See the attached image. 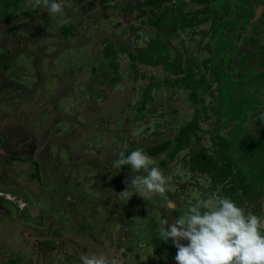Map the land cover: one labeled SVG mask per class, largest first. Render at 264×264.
<instances>
[{"label":"rangeland","instance_id":"obj_1","mask_svg":"<svg viewBox=\"0 0 264 264\" xmlns=\"http://www.w3.org/2000/svg\"><path fill=\"white\" fill-rule=\"evenodd\" d=\"M141 2L66 0L60 14L32 0L0 5V264H83L85 254L120 256L123 264H176L177 249L160 238L158 216L171 224L187 211L194 192L207 197L229 186L234 176L213 185L211 174L198 168L217 157L223 133L245 170H264V2L254 19L234 35L227 30L220 44L233 50L227 72L237 96L251 100L246 116L227 123L219 122L218 84L207 69L218 48L208 32L211 22L177 26L173 34L165 27L160 38L149 22L150 6L142 5L145 14L136 6ZM178 4L196 17L211 5L164 3L169 9ZM63 26H70L68 36ZM152 40L168 46L167 60L192 65L195 79L205 74L197 83V105L181 73L131 56ZM107 45L115 56L106 55ZM195 106L197 125L178 137ZM5 128L13 135L8 147ZM135 129L143 131L134 136ZM83 145L82 156L96 157L97 165L81 162L85 171L79 172L75 151ZM154 146L163 149L147 155L171 177L166 194L131 197L130 178L141 173L113 161L121 152ZM256 189L258 198L243 196L241 207L264 217V196ZM125 190L128 196L120 194Z\"/></svg>","mask_w":264,"mask_h":264},{"label":"trees","instance_id":"obj_2","mask_svg":"<svg viewBox=\"0 0 264 264\" xmlns=\"http://www.w3.org/2000/svg\"><path fill=\"white\" fill-rule=\"evenodd\" d=\"M20 0H0V5L4 8H9L12 6H17ZM136 6L141 9V13H146L148 10L142 5L148 4L150 6V13L152 17L150 23L157 28V34L160 38L161 30L165 27L169 28V33L176 30L177 26L183 27L185 24H195L199 22H204L208 19L211 20V24L208 32H210V38L215 40L218 48H213L214 52L211 56L210 64L207 65V69L214 76V81L218 84V105H217V115L219 122L227 123L230 120L242 119L246 116V109H244L247 104H250L251 100L248 99V95L237 96L235 92L236 84L231 82V75L227 72V65L233 63V50L231 52H226L225 45H220L222 38L226 34L227 30L233 35L237 32L238 27L241 25L245 27L256 14L258 9V4L263 3L264 0H209L210 6L209 11L206 14H202L196 17L192 12L184 13L180 9V4L176 6L175 9H169L167 5H164L168 0H141ZM133 6H129V10H132ZM62 32L64 36H68L71 32L70 26H63ZM64 38V37H63ZM65 39V38H64ZM224 41H227L223 39ZM153 43L147 47L138 50L137 54L130 53L134 59L139 58V60L144 64L156 65L161 62H165V67L168 70H173L176 73H181L182 78L180 81L188 87L190 91V99L194 104H198L197 101V83L204 78L205 74L198 79L194 77L195 73L191 72L190 67H183L181 62H177L175 59L167 60V50L169 49L165 43L157 46L156 42L152 40ZM159 44V43H158ZM214 44V45H215ZM157 46V47H156ZM106 55L115 56L116 51L111 48V46H106ZM114 70L118 67L115 61L111 62ZM188 68V69H187ZM117 74V70H115ZM173 72V73H174ZM115 80L119 77L115 75ZM168 82H171L167 80ZM149 91V90H148ZM145 104V103H144ZM144 107V106H143ZM194 117L191 121L180 126L179 135L183 137L187 135L189 130H192L197 125V115L199 113L198 106H195ZM224 139L219 143V150L217 157H209V162L205 161V164H199L198 168L201 171H206L211 174L213 185L216 183H223L227 181L226 179L230 176H234L228 179V187L220 188L217 193L221 196H228L233 201H235L240 207L242 205L243 196H252L253 200L258 198L256 193V188L259 187L260 196H264V173L260 167H254L251 169H244L240 164V161L236 159L237 149L232 146L229 138L225 133H223ZM179 138V139H180ZM180 144V143H179ZM162 147L154 146L149 149L144 150L146 154L158 153ZM253 151V150H252ZM235 170L236 174L233 175ZM216 187L212 188L215 189ZM252 190H255L252 193ZM240 191V193H238ZM252 194V196H250ZM161 249V248H160ZM158 250V248L156 249Z\"/></svg>","mask_w":264,"mask_h":264},{"label":"clouds","instance_id":"obj_3","mask_svg":"<svg viewBox=\"0 0 264 264\" xmlns=\"http://www.w3.org/2000/svg\"><path fill=\"white\" fill-rule=\"evenodd\" d=\"M32 3L50 14H60L66 0H32ZM142 131L135 129L133 135L139 136ZM122 165L141 173L130 178L131 197L139 194L146 200L155 195L165 196L171 177H166L143 149L137 148L128 155L119 153L113 166ZM130 190L120 194L128 196ZM191 201L187 211L171 224L158 216L160 238L165 242L171 240L177 249L176 264H264V217L246 213L231 198L217 192L207 197L194 192ZM168 207L174 206L170 202ZM82 260L83 264H123L116 255L85 254Z\"/></svg>","mask_w":264,"mask_h":264},{"label":"flooded vegetation","instance_id":"obj_4","mask_svg":"<svg viewBox=\"0 0 264 264\" xmlns=\"http://www.w3.org/2000/svg\"><path fill=\"white\" fill-rule=\"evenodd\" d=\"M260 5V4H259ZM259 5L257 6L258 7V9L256 10L257 12H258V10H259V8H261V7H259ZM260 6H262V4L260 5ZM261 10H262V8H261ZM255 16H257V13L255 14ZM254 16V17H255ZM259 16V15H258ZM207 21V20H206ZM208 21H210L211 22V20L210 19H208ZM36 132H38V130H35ZM2 134H3V136L2 137H4L3 139H4V143L7 145V147L8 146H10V144H12L13 142L11 141L12 140V138H13V135H12V131H10V128H5L3 131H2ZM15 135V134H14ZM5 139H7V140H5ZM83 147H84V145L83 146H80V147H78L77 149H76V154H75V159H74V161L76 160V161H78L79 162V164H78V166H79V172H81V171H83L84 170V168H82V166H81V162H89V165L90 164H96L97 165V158L96 157H94V156H91V155H88V154H86V153H84V154H86V156H82V154H83ZM59 149L61 150V148L59 147ZM9 150V149H8ZM99 150V149H98ZM96 153H97V151H96ZM73 161V162H74ZM92 162V163H91ZM69 169H71L70 167H68ZM74 169V168H73ZM75 170V169H74ZM71 171H73V170H71ZM85 171V170H84ZM87 171V170H86ZM94 172V171H93ZM93 172H90L91 174H89V176H93L94 175V173ZM75 178H76V172H75ZM74 180V179H73Z\"/></svg>","mask_w":264,"mask_h":264},{"label":"water","instance_id":"obj_5","mask_svg":"<svg viewBox=\"0 0 264 264\" xmlns=\"http://www.w3.org/2000/svg\"><path fill=\"white\" fill-rule=\"evenodd\" d=\"M259 10H261V8H259ZM259 10H258V11H259ZM259 12H260V11H259Z\"/></svg>","mask_w":264,"mask_h":264},{"label":"bare ground","instance_id":"obj_6","mask_svg":"<svg viewBox=\"0 0 264 264\" xmlns=\"http://www.w3.org/2000/svg\"><path fill=\"white\" fill-rule=\"evenodd\" d=\"M85 91V90H84Z\"/></svg>","mask_w":264,"mask_h":264}]
</instances>
